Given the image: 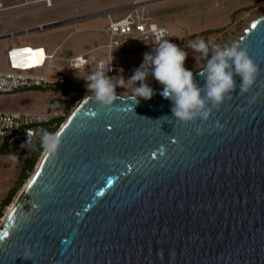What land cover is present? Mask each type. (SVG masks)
<instances>
[{
	"label": "water",
	"instance_id": "1",
	"mask_svg": "<svg viewBox=\"0 0 264 264\" xmlns=\"http://www.w3.org/2000/svg\"><path fill=\"white\" fill-rule=\"evenodd\" d=\"M237 41L259 74L206 122L175 119L163 87L81 98L0 228V264H264V14Z\"/></svg>",
	"mask_w": 264,
	"mask_h": 264
},
{
	"label": "rangeland",
	"instance_id": "2",
	"mask_svg": "<svg viewBox=\"0 0 264 264\" xmlns=\"http://www.w3.org/2000/svg\"><path fill=\"white\" fill-rule=\"evenodd\" d=\"M60 1L63 0H55L54 3ZM134 1L136 0H82L70 5H54L41 10L39 14L44 16L45 20L50 21L64 16L75 17L82 16L81 14H91ZM144 9L158 26H165L169 29V40L172 43L188 51L185 67L194 73L202 67L204 61L201 59L196 62L194 55L198 54L186 47L188 42L203 38L211 47L212 45L223 46L226 43L237 41L250 22L255 17L264 14V0H150L145 4ZM125 12V10L116 11L111 15L113 18H118L123 16ZM107 24L106 16L99 13L91 18L69 22L61 26V30L47 27L33 32V34L30 33L29 35L38 36L39 40L50 41L54 44L50 50L56 46V58L53 63L55 68L48 69L47 77L54 79L57 71L64 72L67 76L65 82L71 86V90L64 94L56 88V84L29 89L21 88L12 94L0 95V108L28 111L57 110L61 113L60 117L57 118L62 117L64 121L78 100L86 95H92L88 92L87 82L84 79L93 70L90 66L83 70H70L67 59L77 52H82L84 48L91 47V55L94 57L106 56L107 48L104 44L108 40V33L105 31ZM146 52L151 51L140 45L119 52L117 55L124 70L119 73V76L122 75L125 80L130 78L134 70L143 62ZM147 82L153 89L162 87L151 76L148 77ZM131 87L132 85H127L129 89L127 91V89L118 86L116 93L123 96L130 95ZM67 103H69L68 109L66 108ZM57 118H55L56 123H58ZM59 123L45 127L35 141L42 140L45 131L57 130ZM56 130L51 134H54ZM32 144L29 145V148ZM17 146L8 143L7 136L0 137V198L9 204L32 174L44 149L43 146L31 162L25 177L21 179L24 162L31 160V156L24 152L23 146L20 144Z\"/></svg>",
	"mask_w": 264,
	"mask_h": 264
},
{
	"label": "clouds",
	"instance_id": "3",
	"mask_svg": "<svg viewBox=\"0 0 264 264\" xmlns=\"http://www.w3.org/2000/svg\"><path fill=\"white\" fill-rule=\"evenodd\" d=\"M186 47L198 54L194 55L196 62L204 61L198 73L204 80L203 86L197 84L193 72L185 67L188 51L163 38L162 32L157 46L144 54L143 62L130 78L108 76L112 71V56L108 66L101 65L84 79L88 92L101 108H110L122 95H117L116 88L119 86L128 91L127 85H132L131 100L139 103L140 98L150 100L155 95L147 82L151 76L162 85L161 95L172 102V116L180 122L191 123L197 119L208 121L213 109L218 110L225 99L232 98L231 94L237 88L236 77L240 78L239 94L243 95L253 87L260 69L240 42L210 47L205 39L197 38L189 41ZM123 71L121 68L120 72ZM196 132L201 135L203 129L197 127ZM60 143L58 134L43 133L42 144L49 153H55ZM24 256L30 259L27 252Z\"/></svg>",
	"mask_w": 264,
	"mask_h": 264
},
{
	"label": "built area",
	"instance_id": "4",
	"mask_svg": "<svg viewBox=\"0 0 264 264\" xmlns=\"http://www.w3.org/2000/svg\"><path fill=\"white\" fill-rule=\"evenodd\" d=\"M55 0H22V4H41L44 8H50L55 5ZM136 0L132 3L121 5L115 8L103 10L102 14L106 16L108 24L105 31L108 33V40L104 44L107 48V54L104 57L96 58L91 53L75 54L68 59V67L70 70H83L87 66L95 71L101 65L108 66L111 62L112 71L108 72V76H119L122 68L119 62V52L129 50L134 46H143L152 51L157 46L158 40L163 32V38L169 39L170 31L165 26H158L147 14L144 9L145 4L138 3ZM0 2V9H2ZM126 11L123 16L113 18L112 13L116 11ZM36 28L42 29L39 25ZM24 31H28L24 29ZM15 30L7 31L6 35L12 37ZM1 38V36H0ZM134 42V44H131ZM9 53L11 50L8 51ZM53 53L41 51V57L37 65L44 64L45 69L53 68ZM66 80L64 72H58L55 79H49L45 72H32L22 69L0 70V95L12 94L19 89H29L37 87H45L49 84H62ZM61 113L57 110L53 111H28L21 109H3L0 108V137L14 135L16 140L25 139L28 131H35L33 138L37 137L40 132L47 126L56 125L55 118L60 117ZM58 119V118H57ZM62 123V122H61ZM61 123H59L61 125ZM7 203L0 198V222L3 218Z\"/></svg>",
	"mask_w": 264,
	"mask_h": 264
},
{
	"label": "crops",
	"instance_id": "5",
	"mask_svg": "<svg viewBox=\"0 0 264 264\" xmlns=\"http://www.w3.org/2000/svg\"><path fill=\"white\" fill-rule=\"evenodd\" d=\"M78 1H82V0H63L55 3V6L70 5ZM0 2L2 3V7H3L2 9H0V36H1L0 70L22 69L32 72L46 73L49 68L45 69L44 64L37 65L36 62L40 60L41 51L47 53H53L54 57L56 58L55 55L56 46L52 50H50V47H52L54 44H52L50 41L41 40V39L39 40L38 36L29 35V34L30 33L33 34V32L43 30L47 27H54L57 30L58 29L61 30L62 28L61 26L66 25L69 22L91 18L99 13L102 15L100 11H103L100 10L98 12L86 14V15L81 14L82 16H75V17L64 16L49 21V20H45L44 16L39 14L41 10L46 9L42 7L41 4L35 3V4L25 5L22 4V0H0ZM74 9L77 10V8ZM39 25H42L43 28L42 29L36 28ZM11 29L15 30V33L13 34L12 37H9L8 35H6V33ZM24 29H27L28 31H24ZM9 50H11L10 53L8 52ZM91 50L92 47L88 49L84 48L82 52H77L75 54L91 53ZM68 59H67V65H68ZM58 72H62V71H57V73ZM54 84L55 83H52L47 86H52Z\"/></svg>",
	"mask_w": 264,
	"mask_h": 264
},
{
	"label": "trees",
	"instance_id": "6",
	"mask_svg": "<svg viewBox=\"0 0 264 264\" xmlns=\"http://www.w3.org/2000/svg\"><path fill=\"white\" fill-rule=\"evenodd\" d=\"M55 86L59 91H61L64 94L67 93L69 90H71V86L67 82H64L62 84H56ZM68 107H69V103H67L66 108L68 109ZM62 121H63L62 117L58 118V123L59 122L61 123ZM54 130H56V129H51V130H49L48 133L51 134ZM42 147H43L42 140H37L32 144V146L29 149L24 150V152H26L27 154H29L31 156L30 157L31 160L24 162L23 172H22L23 175L20 177L21 179H23L25 177L27 170L30 168L31 162L34 160L35 156L39 153V151L42 149Z\"/></svg>",
	"mask_w": 264,
	"mask_h": 264
},
{
	"label": "bare ground",
	"instance_id": "7",
	"mask_svg": "<svg viewBox=\"0 0 264 264\" xmlns=\"http://www.w3.org/2000/svg\"><path fill=\"white\" fill-rule=\"evenodd\" d=\"M150 0H141L139 1L138 3H141V4H146L147 2H149ZM79 101V100H78ZM35 131H28V133L24 136L25 137V140L28 141L29 138L32 137V135L34 134ZM22 142V141H20ZM20 142H17V145L20 144ZM45 150L43 149L42 152H44ZM40 159H41V156L39 157V159L37 160L36 162V165L34 167V170L32 172V174L29 176V178L25 181V183L23 184V186L21 187V189H19V192L17 193V195L15 196V198L13 199V201L7 205V208L5 209V212H4V215H3V218L0 222V228L1 226L3 225L4 221L7 219V217L9 216V214L11 213L13 207L15 206V203L16 201L18 200V197L21 195V193L23 192V190L25 189V187L27 186V184L29 183V181L31 180L32 178V175L34 173V171L37 169L38 165H39V162H40Z\"/></svg>",
	"mask_w": 264,
	"mask_h": 264
},
{
	"label": "flooded vegetation",
	"instance_id": "8",
	"mask_svg": "<svg viewBox=\"0 0 264 264\" xmlns=\"http://www.w3.org/2000/svg\"><path fill=\"white\" fill-rule=\"evenodd\" d=\"M11 136H12V135H11ZM11 136L7 137V140H9V138H10ZM37 137H38V136H37ZM37 137L33 138V136H32L31 138H29L28 141H26L25 139L19 140V141H22V142L20 143V146H23V148H25V149L29 148V145L32 144V143L37 139ZM19 141L15 139V142H16V143L19 142ZM27 142H29V144H28ZM25 146H26V147H25Z\"/></svg>",
	"mask_w": 264,
	"mask_h": 264
},
{
	"label": "snow or ice",
	"instance_id": "9",
	"mask_svg": "<svg viewBox=\"0 0 264 264\" xmlns=\"http://www.w3.org/2000/svg\"><path fill=\"white\" fill-rule=\"evenodd\" d=\"M253 27H255V25H253ZM5 235H7V234H5Z\"/></svg>",
	"mask_w": 264,
	"mask_h": 264
}]
</instances>
